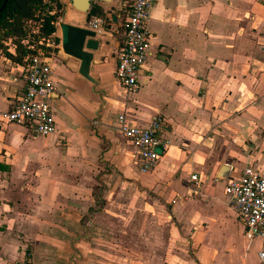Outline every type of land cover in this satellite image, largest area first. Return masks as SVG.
<instances>
[{
	"label": "crops",
	"instance_id": "1",
	"mask_svg": "<svg viewBox=\"0 0 264 264\" xmlns=\"http://www.w3.org/2000/svg\"><path fill=\"white\" fill-rule=\"evenodd\" d=\"M122 1L98 4L112 20L93 53L95 88L60 45L51 60L52 134L0 122V264H69L76 251L75 264H258L263 240L247 236L224 184L245 168L264 178L263 1L154 0L150 52L128 96L115 74ZM59 2L66 24L94 17ZM22 87L0 53V112ZM120 113L139 127L162 118L168 145L148 172L132 163Z\"/></svg>",
	"mask_w": 264,
	"mask_h": 264
},
{
	"label": "built area",
	"instance_id": "2",
	"mask_svg": "<svg viewBox=\"0 0 264 264\" xmlns=\"http://www.w3.org/2000/svg\"><path fill=\"white\" fill-rule=\"evenodd\" d=\"M58 1L43 0L42 14L56 16L54 31L46 36L38 35V26H35L31 29L35 39L29 43L28 36L21 41L31 50L21 63H16L21 68L23 87L13 97L11 108L0 112V122L26 126L34 136L46 137L55 130L50 103L54 91L51 60L56 56L60 45V39L56 35L60 21V11L56 4ZM153 2L154 0H123L119 5L123 44L117 57L115 74L127 96L137 92L139 72L150 52L151 33L147 22ZM30 24L28 22L29 26ZM106 26L105 17H93L86 24L96 36H103ZM3 43L7 47L6 51L14 55L16 44L13 40L8 38ZM115 122L122 137L134 148L132 163L135 168L140 173L154 168L168 145L160 135L162 118L155 116L147 126L139 127L131 124L124 113H120ZM190 180L197 182L198 177L192 175ZM224 193L228 198L229 208L243 222L247 236L262 238L258 264H264V178L252 169L245 168L238 177L225 179ZM15 264L31 263L25 257Z\"/></svg>",
	"mask_w": 264,
	"mask_h": 264
},
{
	"label": "trees",
	"instance_id": "3",
	"mask_svg": "<svg viewBox=\"0 0 264 264\" xmlns=\"http://www.w3.org/2000/svg\"><path fill=\"white\" fill-rule=\"evenodd\" d=\"M3 0H0V7ZM57 8L61 13V4L58 1ZM44 10L43 0H7L0 12V44L5 38L18 37L15 54L4 53L13 62L21 63L23 58L31 53L27 44L22 43L29 36V43L35 39L31 34L28 22L38 26V35H49L54 31L56 16L42 14ZM111 12H105L101 6L93 3L89 9V17H105L107 25L112 20Z\"/></svg>",
	"mask_w": 264,
	"mask_h": 264
},
{
	"label": "water",
	"instance_id": "4",
	"mask_svg": "<svg viewBox=\"0 0 264 264\" xmlns=\"http://www.w3.org/2000/svg\"><path fill=\"white\" fill-rule=\"evenodd\" d=\"M7 0H3L0 12L4 7ZM71 7L80 13H87L93 3L110 4L112 0H68ZM58 28L60 30V47L61 50L67 54L71 59L74 66H77V72L88 82L92 83L95 88L98 85V81L91 73L95 71V66L91 64L93 59V53L100 52L103 47V36H96L95 33L87 27H77L70 24H66L60 20L58 22ZM93 88V89H94ZM101 101V106L104 104L102 97L105 95L103 91H95ZM98 113V112H97ZM95 123L99 121V118H95ZM227 166H222L219 170V178L227 177ZM87 239L88 235L82 237ZM81 254L76 251L73 259L69 264H75L74 259H80Z\"/></svg>",
	"mask_w": 264,
	"mask_h": 264
},
{
	"label": "rangeland",
	"instance_id": "5",
	"mask_svg": "<svg viewBox=\"0 0 264 264\" xmlns=\"http://www.w3.org/2000/svg\"><path fill=\"white\" fill-rule=\"evenodd\" d=\"M34 29L35 28V25H34V23L33 22H31V24H30V26H29V30H31V29ZM8 38H5V39H3L2 41H1V44H0V50H1V52L0 53H2V54H4V53H8L7 51H6V49H7V47L4 45V43H3V41H5V40H7ZM12 40H13V42L16 44V41L18 40V37L17 36H15V37H13V38H11Z\"/></svg>",
	"mask_w": 264,
	"mask_h": 264
}]
</instances>
